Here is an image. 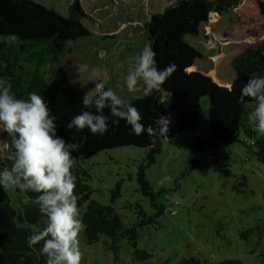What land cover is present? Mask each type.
I'll use <instances>...</instances> for the list:
<instances>
[{
	"label": "rangeland",
	"instance_id": "rangeland-1",
	"mask_svg": "<svg viewBox=\"0 0 264 264\" xmlns=\"http://www.w3.org/2000/svg\"><path fill=\"white\" fill-rule=\"evenodd\" d=\"M34 1L67 16L73 0ZM176 1L78 0L87 15L82 22L90 35L70 42L59 59L74 91L83 99L103 84L105 90L111 88L127 100L143 97V84L129 92L124 78L135 66L137 54L149 44L145 22ZM186 26L184 40L206 57L196 58L186 71L210 78L215 95L230 89L236 75L232 60L243 48H257L264 54V0H245L226 16L206 15L202 5L195 4L187 12ZM161 97L167 108L169 92L163 91ZM207 107L205 97L199 122L191 130H175L174 137L160 145L155 162L145 169L152 197L140 191L136 180L137 167L146 157L143 148L104 150L81 163L90 176L89 197L112 205L124 226L137 232L135 244L126 236L116 240L117 253L106 235L88 245L82 232L81 264H178L189 257L198 258L201 264L227 258L259 264L264 255V162L254 155L255 146L249 148L248 141L243 142L242 130L236 140L214 145L235 124L222 118L216 121ZM250 109L253 103L246 105L247 116ZM196 134L204 139V146L195 144ZM213 137L216 142L210 145ZM6 150L0 130V161ZM165 176L173 179L161 185ZM118 181L120 195L112 201ZM4 190L17 208L15 192ZM85 207L86 203L78 207L80 215ZM135 249L148 253L146 259Z\"/></svg>",
	"mask_w": 264,
	"mask_h": 264
},
{
	"label": "trees",
	"instance_id": "trees-1",
	"mask_svg": "<svg viewBox=\"0 0 264 264\" xmlns=\"http://www.w3.org/2000/svg\"><path fill=\"white\" fill-rule=\"evenodd\" d=\"M245 0H177L163 11L153 13L144 24L148 43L156 53L157 68L163 70L170 63L176 65L174 73L166 80L160 92L153 91L150 95L130 100L142 114V122L147 127L154 125V120L161 115L171 119L168 133L169 139L152 143L147 133L134 135L130 126L120 120L117 126L111 123L114 117L109 110V129L104 135H92L88 129L77 131L68 129L67 123L84 109L82 98L74 91L66 72L60 64V57L65 53L66 46L79 38L87 37L90 31L83 25L87 15L82 10L78 0L68 5V14L47 8L34 0H0V61L6 67H0V77L10 78L12 92L18 98L27 99L28 93L42 95L48 103L52 114L56 117L57 135L66 142H81L87 136V142L78 152L72 155L76 164L72 169L76 176L75 194L80 207L86 203L81 218L86 225L83 237L88 245L96 243L101 235L110 240V248L117 253L115 242L126 236L135 244L137 236L134 227H125L119 214L112 205L102 204L89 197L91 186L87 170L81 163L100 151L111 150L123 146H134L146 150V157L137 167L136 180L140 191L153 195L150 182L146 178L145 169L151 166L160 145L174 137L175 130H191L199 122L202 99L208 97V111L216 121L228 120L234 123V129L223 134L220 140L213 137L210 145H220L236 140L240 130L245 134L243 142L248 141V147L255 146L254 155L264 162V135L253 130L246 115V105L255 101L244 97L240 101L241 88L253 76L264 77V54L253 47H245L234 56L232 67L235 70L233 82L229 90L215 95V85L208 77H201L197 71L188 73L186 68L194 65L196 58H204L197 50L184 40L187 24V12L192 5H202L206 15L226 16ZM258 2L260 0H254ZM228 18V17H226ZM194 34V33H193ZM54 64L56 67H54ZM51 71V72H50ZM50 72V73H49ZM49 73V81L45 74ZM163 91L169 92L170 103H161ZM253 110V109H252ZM251 109L248 111H252ZM94 111V109H92ZM176 118L174 119V117ZM214 132V129H213ZM7 150L4 160L0 161V170L11 166L6 157L12 151L7 133L3 132ZM198 147L205 141L198 134L194 136ZM215 139V140H214ZM227 173V170H224ZM121 181L112 190L111 200L119 197ZM18 206L15 208L4 188L0 186V264H46L47 257L40 249L43 242L29 246L27 238L40 230L43 216L38 206H28L22 203L19 190L15 192ZM35 197L37 194L29 193ZM143 214V212H141ZM140 258L146 259L148 253L135 249ZM117 261V255H114ZM178 264H201L198 258L182 259ZM208 264H243L236 259H223ZM259 264H264V255Z\"/></svg>",
	"mask_w": 264,
	"mask_h": 264
},
{
	"label": "clouds",
	"instance_id": "clouds-1",
	"mask_svg": "<svg viewBox=\"0 0 264 264\" xmlns=\"http://www.w3.org/2000/svg\"><path fill=\"white\" fill-rule=\"evenodd\" d=\"M155 57L151 44H145L135 57V66L124 78L129 92L138 91L141 83L145 95L162 90L176 65L170 63L160 70ZM0 67L6 64L0 61ZM244 97L255 101L248 114L249 124L264 135V77L249 78L241 88V102ZM82 105L87 110L74 116L66 125L68 129H88L92 135H104L109 129L110 117L104 113L108 109L115 118L111 120L113 126L122 119L130 126L132 134L139 136L146 132L152 143L169 139V116H158L154 120L155 127L151 124L146 127L141 111L111 88L105 90L103 84L96 86L93 95L86 93ZM55 121L42 95L30 92L27 99L18 98L12 92L10 78L0 77V130L7 133L12 148L6 157L11 166L0 170V186L13 192L19 190L24 205L38 206L44 226L27 240L30 247L43 242L40 251L47 257L46 264H81L80 235L86 225L75 194L76 176L72 169L76 158L72 153L80 150L87 136L81 142H66L57 135ZM172 179L165 176L160 183L164 185ZM29 193L37 195L33 197Z\"/></svg>",
	"mask_w": 264,
	"mask_h": 264
},
{
	"label": "built area",
	"instance_id": "built-area-1",
	"mask_svg": "<svg viewBox=\"0 0 264 264\" xmlns=\"http://www.w3.org/2000/svg\"><path fill=\"white\" fill-rule=\"evenodd\" d=\"M175 202V201H174ZM176 203V202H175Z\"/></svg>",
	"mask_w": 264,
	"mask_h": 264
}]
</instances>
